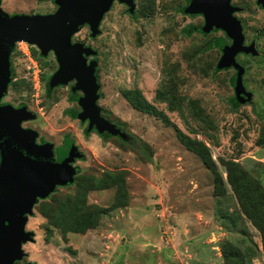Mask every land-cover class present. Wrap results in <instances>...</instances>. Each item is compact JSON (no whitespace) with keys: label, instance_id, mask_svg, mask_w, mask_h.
<instances>
[{"label":"rangeland","instance_id":"1","mask_svg":"<svg viewBox=\"0 0 264 264\" xmlns=\"http://www.w3.org/2000/svg\"><path fill=\"white\" fill-rule=\"evenodd\" d=\"M232 2L244 7L237 16L245 41L255 39L264 52V9L254 0ZM134 3L129 14L114 1L99 23L98 35L91 36L84 25L71 38L96 51L90 57L97 61L96 105L125 138L101 137L93 128L85 136L86 120L70 115L81 110L74 97L82 93L72 89L74 80L46 92V79L57 69L53 52L39 60L33 55L39 49L29 44L44 74L43 84L34 91L24 78L25 56L16 50L12 54L15 83L8 86L2 102L26 104L34 118L21 121V127L37 131L54 146L61 145L64 136L73 140L83 154L73 162L75 176L95 185L87 192V203L108 209L94 229L80 234L53 227L47 238V218L39 213L42 200H38L24 226L32 233L30 242L21 247L24 256L34 264H225L222 250L228 245L254 262L262 261L260 234L238 213L230 187L222 199L214 194L212 175L179 142L174 127L202 140L221 171L218 159H233L264 187V53L257 59L236 56L247 69L243 87L251 99L240 101V95L232 106L234 69L215 71L221 51L208 44L224 37L223 32L187 30L200 26L203 17L183 13L186 0ZM0 6L8 14H48L56 9L51 0H0ZM43 61L46 65L41 66ZM134 88L166 114L170 125L127 102L122 90ZM166 88L176 98L171 111L155 98ZM190 98L199 106L194 112L187 102ZM73 182L56 186V195L74 194ZM49 195L45 201L51 200Z\"/></svg>","mask_w":264,"mask_h":264},{"label":"water","instance_id":"2","mask_svg":"<svg viewBox=\"0 0 264 264\" xmlns=\"http://www.w3.org/2000/svg\"><path fill=\"white\" fill-rule=\"evenodd\" d=\"M114 0H51L56 9L48 14H8L0 6V98L10 80L9 55L15 42L35 45L41 55L53 52L57 69L51 74L52 83L64 84L74 80L72 89L82 94L77 98L81 110L78 119L86 120L87 128L97 133L125 138L115 124L104 118L96 105L98 84L95 78L96 51L82 42H73V34L87 25L91 36L99 34V23ZM134 12V0H117ZM264 8V0H257ZM189 12L204 16L202 30L220 29L229 38L222 44L219 63L223 68H233L239 83L240 101L251 99V92L244 90L242 76L245 68L236 55L243 53L257 56L254 41L244 44L240 21L233 13L241 7L230 0H190ZM34 118L24 105H0V264H14L24 252L21 243L31 240L32 233L25 231L27 215L38 199L46 198L56 186L73 182L77 173L75 159L83 154L73 140L66 136L56 148L49 141L36 143L37 131L21 127L23 120ZM34 264V263H26Z\"/></svg>","mask_w":264,"mask_h":264},{"label":"trees","instance_id":"3","mask_svg":"<svg viewBox=\"0 0 264 264\" xmlns=\"http://www.w3.org/2000/svg\"><path fill=\"white\" fill-rule=\"evenodd\" d=\"M188 0H186V3ZM181 11L186 12V9L182 8ZM192 32L195 28L189 26L186 28ZM197 31L207 34L208 32L201 31L197 28ZM226 38L217 37L211 40V43L216 45L218 50L221 51L222 44H225ZM33 52V51H32ZM36 59H41L43 55L40 53H33ZM41 66L46 65V61L40 63ZM223 68L219 61L214 65V70L219 71ZM247 69L244 71L243 76H245ZM217 73V72H216ZM242 76V83H243ZM41 81H44V74L41 71ZM171 82V80H168ZM46 92H50L51 88L55 85L52 83L51 75L46 79ZM230 83L234 90V96L231 98L232 106L236 105L238 98L240 96V85L234 75L230 78ZM243 85V84H242ZM30 88V85H28ZM31 89V88H30ZM122 95L127 100L130 105L136 110L154 116L164 122L166 125H170V121L166 114L161 110H158L153 104L148 102L142 93L134 89H123ZM79 96H75L74 99L77 100ZM155 98L160 101L167 103L168 109L171 111L175 108V95L172 89H165L157 91ZM176 99V98H175ZM191 106V111L194 112L198 109L197 102L195 99H188L187 101ZM179 112L181 111L180 104L177 106ZM80 111H71L70 115L73 118H78ZM94 129V128H93ZM176 137L179 142L190 152L194 153L209 170L213 179V192L220 199L224 198L227 187L229 186L233 195L236 198L238 204V213L245 216L246 219L258 230L261 238L262 245V261L254 262L248 256H245L238 249H232L226 245L222 252L225 264H264V187L261 182L250 174L245 168H243L238 161L233 159L219 158V165L222 166V171L220 170L218 164L213 160L208 146L200 139L195 137H190L189 135L182 132L180 129L174 127ZM85 136H88L92 131L91 129L84 128ZM99 134V133H98ZM264 134V129L262 130V135ZM101 137H107L109 134L102 133L99 134ZM264 136V135H263ZM225 174V177L222 174ZM108 179V177L106 176ZM77 185L76 191L72 195H66L60 197L56 195L57 189L49 195L51 200H42L40 202L39 213L47 218L45 234L49 238L53 232V227L61 231V233L74 232L83 234L89 229L96 228L102 217L104 216L106 210L103 207L94 204H88L86 195L89 190L94 189L95 185L92 183L91 186L86 185L85 182L82 183L78 175L74 177V182ZM108 187V183L103 184ZM101 188H105V187ZM123 204V203H121ZM236 213L235 217H239ZM225 216L226 213L224 214ZM233 219V218H232ZM250 250V248H248Z\"/></svg>","mask_w":264,"mask_h":264},{"label":"flooded vegetation","instance_id":"4","mask_svg":"<svg viewBox=\"0 0 264 264\" xmlns=\"http://www.w3.org/2000/svg\"><path fill=\"white\" fill-rule=\"evenodd\" d=\"M114 1H117V0H114ZM114 1H113V2H114ZM254 1H255V3L258 5L259 8L264 9L259 3H257V0H254ZM117 2H118V1H117ZM189 2H190V0H188V2L185 4V6L183 7L184 9L187 8ZM120 4L124 5L126 11H127L129 14H131V13L128 11V7H127V5H125V4H123V3H120ZM230 4H231V5H235V6H239V7H241V10L238 11V12L233 13V15H234V16L240 21L241 26H242V22H241V20L239 19V17L237 16V13L242 12V11L244 10V7L241 6V5H238V4L233 3L232 0H230ZM134 9H135V7H134ZM182 12H183V11H182ZM183 13H185V14H189V15H191V16H193V15H201V16L203 17V23H202L200 26H195V25H190V26L193 27V28H195L193 31H197V28H198V27H199L200 30L202 31V27H203V25H204V16H203L201 13H192V12H189L187 9H186V12H183ZM132 14H133V13H132ZM242 29H243V26H242ZM215 30H220V29H216V28H214V29H212L211 31H215ZM220 31H222V30H220ZM197 32H199V31H197ZM222 32H223V34H224V37H221V38H226V40H225L226 43H225V44H229V43H230L229 38L226 36V34H225L224 31H222ZM243 33H244V32H243ZM244 37H245V35H244ZM251 41H254V43H255V47H256V49L260 52V54L257 55V56H251V55L248 54V56H249L251 59H257L259 56L261 57V56L263 55L264 52H263L262 50L258 49L257 44H256V40H255V39H251V40H249L248 42H246V41H245V38H244V44H249ZM85 46H86V45H85ZM15 50L18 51L17 48H16L15 45H14V48H13V50L11 51V53H10V55H9V69H10L9 77H10V80H9L7 86H6V89H5L4 94H3L2 97L0 98V105H1V104H4V103H8V102H4V101L2 102V99L7 95V89H8V86H9L10 84H12V83H15V82H13L14 79H13V75H12V74H13V70H12V54H13V52H15ZM239 54H243V53H239ZM237 55H238V54H237ZM237 55H236V56H237ZM244 55H246V54H244ZM90 59H92V58L88 57V60H90ZM236 59H237V57H236ZM24 78H25V77H24ZM41 84H43V82H42ZM28 85H29V83H28ZM41 87H42V86H41ZM31 91H32V90H31ZM9 104H10V103H9ZM10 105H12V104H10ZM19 105H24V106H26V104H24L23 102H20V103H18V104L12 105V106L17 107V106H19ZM87 123H88V122L86 121V126H87ZM23 128H28V127H23ZM64 138H65V136L63 137V139H64ZM63 139H62V143H63ZM45 141H46V140H45V136H44L43 138H41V137H39V135H37L36 143L40 144V143L45 142ZM62 143H61V145H62ZM59 146H60V145H59ZM57 147H58V146H54V154H55V155H56L55 151H56V148H57ZM38 200H44V199H38ZM37 202H38V201H37ZM25 224H26V223H25ZM25 242H30V240H27V241H25ZM23 243H24V242L21 243V247H22ZM26 263H32V262L28 261V260L25 258L24 255H23L20 259L14 261V264H26Z\"/></svg>","mask_w":264,"mask_h":264},{"label":"built area","instance_id":"5","mask_svg":"<svg viewBox=\"0 0 264 264\" xmlns=\"http://www.w3.org/2000/svg\"><path fill=\"white\" fill-rule=\"evenodd\" d=\"M15 47L27 60L26 75L24 77L28 81L31 90L34 91L39 89L40 84L42 83L41 69L39 68L36 59L31 54L30 45L24 41H17L15 42Z\"/></svg>","mask_w":264,"mask_h":264}]
</instances>
